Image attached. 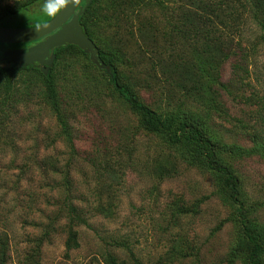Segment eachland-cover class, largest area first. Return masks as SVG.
Returning a JSON list of instances; mask_svg holds the SVG:
<instances>
[{
	"label": "rangeland",
	"instance_id": "obj_1",
	"mask_svg": "<svg viewBox=\"0 0 264 264\" xmlns=\"http://www.w3.org/2000/svg\"><path fill=\"white\" fill-rule=\"evenodd\" d=\"M26 1L0 0V12ZM42 2L2 22L37 23L46 16L30 10ZM201 8V0H96L86 27L144 104L213 142L215 164L237 180L264 264V31L246 13L218 18ZM53 72L63 116L29 70L0 107V231L8 240L0 264H104L106 254L118 264H249L222 173L206 169L193 148L145 131L78 49L62 52ZM105 148L114 165L107 171ZM65 175L88 222L74 228L78 247L69 251L54 204Z\"/></svg>",
	"mask_w": 264,
	"mask_h": 264
},
{
	"label": "trees",
	"instance_id": "obj_2",
	"mask_svg": "<svg viewBox=\"0 0 264 264\" xmlns=\"http://www.w3.org/2000/svg\"><path fill=\"white\" fill-rule=\"evenodd\" d=\"M37 1L39 0H28L25 3L18 4L14 9H3L0 12V26L9 24L2 21L8 20L11 16L20 13L26 5L35 3ZM144 1L145 0H139V3ZM156 1L158 2V0ZM95 2L96 0H92V2L85 10L84 14L79 18L80 26L83 28L85 34L91 40L92 37L88 31V28L86 27V18L91 13V8ZM201 2L202 12L212 14H216L217 12L218 16L216 17L218 18L220 16H224L225 14H229L233 17L232 19H237L238 17H241L246 13L250 21L264 31V0H241V2H239V0H209L208 2H203L201 0ZM10 26H16L15 28H18V26H26V24ZM191 29L192 28H188L187 31L190 32ZM195 33H198V31L196 30ZM69 48L78 49L77 47L69 44L54 49L53 54L55 56V59L51 67L48 68L46 74H43L42 71L33 64L19 65L17 63H11L8 67L0 66V107L4 109L7 101L11 97L15 88L14 79L19 75L20 71L29 70L37 72L38 75L42 78L45 88V96L50 107L57 115L63 116V113L61 112L59 107L57 83L53 71L60 54ZM78 50L86 57H88L86 53H84L80 49ZM99 58L104 63V65L109 68V71H106L102 68L100 69L103 70V73L107 78V85L110 87L112 93L115 94V96H117L128 107L131 113L137 115V117L139 118V124L145 131L154 135L162 136L165 141L171 146L183 145L189 148H193L198 153V155L202 157L203 166L206 169L215 170L223 174V187L229 193L230 201L234 203V205H238V208H236V213L240 219V226L243 236L250 246V250L247 256L248 262L249 264H261L259 255L261 254L262 247L259 241L255 238L252 230L248 227L245 214L243 213L241 204L238 201V189L236 184L237 180L228 169L217 166L215 164L214 161L216 159V150L213 142L208 137H206L202 131L195 128L194 126L187 127L185 124H179L174 118L163 119L159 117L152 109H150L138 98V96L132 91L131 87L127 83H124L121 80L118 70L115 66V61L105 56L100 50ZM202 72H204V69L200 70L199 68H197V73H200L199 76H201ZM205 73H207V71H205ZM100 156L104 158V169L106 171L114 168V165L110 163V158H112L113 156L111 151L108 152L107 148H105L103 149V153H101ZM114 163H118L117 160L114 161ZM98 178L99 179L97 180L100 184L101 178ZM61 184L66 187V191L58 193V197L54 204H56V206L58 207L57 212L59 214L57 213V218L65 219L69 229L65 240V249L69 251L78 247L77 233L74 228L78 225L87 226L88 222L84 215L85 213L83 212V209L80 208V206L78 205L79 203H77L78 199L80 200V197L76 196V194L72 192L73 182L70 176H63L62 183H59V185L55 186H60ZM100 194H93L94 201L99 202V204L100 202H102ZM48 228H54L52 226V223L49 226H46V229ZM49 234L50 231H47L45 235L47 236ZM7 251V235L5 234V232L0 231V255L2 259L6 257ZM103 262L104 264H118L116 258H114L110 254H106L103 257Z\"/></svg>",
	"mask_w": 264,
	"mask_h": 264
},
{
	"label": "water",
	"instance_id": "obj_3",
	"mask_svg": "<svg viewBox=\"0 0 264 264\" xmlns=\"http://www.w3.org/2000/svg\"><path fill=\"white\" fill-rule=\"evenodd\" d=\"M86 7L71 6L58 18H51L40 24V29H35V26L25 28L0 26V44L21 45L41 40L26 51L21 49L6 51L0 61L23 65L37 64L43 66L41 71L46 74L55 59L54 54L50 55V51L69 44L86 53L93 65L109 71L99 58L98 47L79 24V18Z\"/></svg>",
	"mask_w": 264,
	"mask_h": 264
},
{
	"label": "clouds",
	"instance_id": "obj_4",
	"mask_svg": "<svg viewBox=\"0 0 264 264\" xmlns=\"http://www.w3.org/2000/svg\"><path fill=\"white\" fill-rule=\"evenodd\" d=\"M82 4L83 0H43L42 3L37 4L30 11H38L43 16L58 18L63 12L68 10L69 7H79ZM40 28L41 26L39 24L35 26V29Z\"/></svg>",
	"mask_w": 264,
	"mask_h": 264
},
{
	"label": "flooded vegetation",
	"instance_id": "obj_5",
	"mask_svg": "<svg viewBox=\"0 0 264 264\" xmlns=\"http://www.w3.org/2000/svg\"><path fill=\"white\" fill-rule=\"evenodd\" d=\"M51 18L49 17H43L39 20H37L36 22L37 23H33V22H29L26 26H24L23 28L25 27H30V26H36L37 24H43L47 21H49ZM44 39V38H43ZM42 39V40H43ZM41 41V40H39ZM39 41H36V42H32V43H28V44H21V45H5V44H0V59L3 58L4 56V53L6 51H11V50H18V49H21L23 51H26L29 47L35 45L36 43H38ZM54 49L52 51H50V55L53 54L54 52ZM3 62H6L8 63L9 65L11 64L10 62H7V61H3ZM21 65V64H19ZM34 66L38 67L40 70L43 68V66H38L37 64H33Z\"/></svg>",
	"mask_w": 264,
	"mask_h": 264
}]
</instances>
